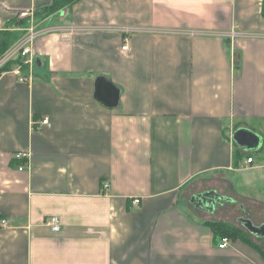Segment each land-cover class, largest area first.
<instances>
[{"label":"crops","instance_id":"1","mask_svg":"<svg viewBox=\"0 0 264 264\" xmlns=\"http://www.w3.org/2000/svg\"><path fill=\"white\" fill-rule=\"evenodd\" d=\"M51 2L0 0V22ZM261 4L78 0L43 17L31 80L0 74V264H264V232L242 221L264 226ZM208 190L211 210L191 202ZM206 221L244 237L219 248Z\"/></svg>","mask_w":264,"mask_h":264},{"label":"built area","instance_id":"2","mask_svg":"<svg viewBox=\"0 0 264 264\" xmlns=\"http://www.w3.org/2000/svg\"><path fill=\"white\" fill-rule=\"evenodd\" d=\"M35 11L33 9H28V10H20L18 12V16L20 18H28L29 19V24L26 26L23 31L24 34L18 39L15 45L11 46L9 49L10 51H7V59H13L17 56L23 57V65H30L32 62V44L35 40V38L42 33L41 29L36 28V26L33 25L32 21L34 18V13ZM7 29V25L5 23L0 22V30H5ZM234 33V32H233ZM126 40V39H125ZM127 45H123L122 49H127ZM5 55V53H4ZM3 59V58H2ZM2 62V61H1ZM0 62V63H1ZM16 70L18 74V79L20 81H30L31 77L29 75L22 74L21 72V65L16 66L13 68ZM40 124L42 127L46 126L49 127L51 125V122L47 116H45L41 121ZM28 154L25 152H16L14 155V158L18 160H25L27 161L28 159ZM246 162L250 163L252 162V157L247 156ZM23 168V164L19 165V169ZM140 203V198L139 197H133L129 206V209H133L135 206H137ZM2 224H6V220L2 219L1 220ZM46 225L54 232H59L61 230V224L58 216H51L49 219L46 220ZM229 243V238L223 237L220 239V243L218 244L219 248H224L228 245Z\"/></svg>","mask_w":264,"mask_h":264},{"label":"trees","instance_id":"3","mask_svg":"<svg viewBox=\"0 0 264 264\" xmlns=\"http://www.w3.org/2000/svg\"><path fill=\"white\" fill-rule=\"evenodd\" d=\"M78 0H52V2L38 11L36 15L42 16L50 15L51 13H56L65 7L71 6L73 3L77 2ZM262 11L261 14L264 17V0H262ZM7 24H12L16 26L15 30H3L0 32V57L12 46V44L20 38L24 31L23 29L28 26L29 19L28 18H20L18 14L13 16L9 21L6 22ZM23 28V29H22ZM235 63H238V59L235 60ZM16 64H21V69L24 70L25 66L23 65V57L17 56L8 62H6L3 66L0 67V74L4 71L12 69V67ZM238 65V64H236ZM236 67V66H235ZM264 137V136H263ZM207 224L213 231L216 237L219 239L223 237H227L229 239H238L243 238V233L241 230L231 224L225 223L223 221H206ZM261 255L264 257V250H260ZM264 259V258H263Z\"/></svg>","mask_w":264,"mask_h":264},{"label":"water","instance_id":"4","mask_svg":"<svg viewBox=\"0 0 264 264\" xmlns=\"http://www.w3.org/2000/svg\"><path fill=\"white\" fill-rule=\"evenodd\" d=\"M94 97L102 104L112 107L118 102L119 90L107 79L98 77L95 83ZM233 140L237 144L247 149H251L260 142V137L246 129H240L234 132ZM215 192V190H208L195 194L192 196L191 202L197 207L211 210L213 208ZM242 221L243 224L254 234L259 235L260 233L264 232V226L258 228L253 226L249 220Z\"/></svg>","mask_w":264,"mask_h":264},{"label":"rangeland","instance_id":"5","mask_svg":"<svg viewBox=\"0 0 264 264\" xmlns=\"http://www.w3.org/2000/svg\"><path fill=\"white\" fill-rule=\"evenodd\" d=\"M35 14H34V18H33V21H32V23H33V25L34 26H36V28H38L39 29V27L41 28V26H39L40 25V20L41 19H44L43 17H47V15H45V14H43L42 16H38V15H36L37 13H39L38 11H36V12H34ZM17 14H18V12H17ZM5 25H7V29H5L6 31L7 30H15L16 29V26H14V25H12V24H7V23H5ZM43 27V26H42ZM23 29V28H22ZM1 31H3V30H0V32ZM24 34V33H23ZM19 39V38H18ZM18 39L12 44V46L13 45H15L16 44V42L18 41ZM7 51H10V49H8ZM6 51V52H7ZM6 52H5V55L3 54L1 57H0V67L1 66H3L6 62H8L9 60H11V59H7V60H5L6 59V57H7V54H6ZM3 58V59H2ZM18 65H21V64H16V65H14L13 67H12V69L13 68H15L16 66H18ZM255 155H257V152H255Z\"/></svg>","mask_w":264,"mask_h":264}]
</instances>
